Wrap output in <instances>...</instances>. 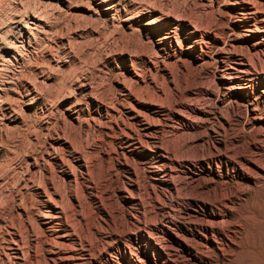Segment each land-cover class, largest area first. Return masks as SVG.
<instances>
[{"label":"bare ground","instance_id":"1","mask_svg":"<svg viewBox=\"0 0 264 264\" xmlns=\"http://www.w3.org/2000/svg\"><path fill=\"white\" fill-rule=\"evenodd\" d=\"M59 1L64 2L65 0ZM88 1L89 7L91 4L93 8L95 7L101 12L117 11L119 21H124L123 27L132 33L138 30V38L144 37L140 38L138 45L133 42L134 50L130 48L127 50V48L125 51H120L124 58L131 61L128 69L134 82L142 81L143 83L142 86L139 84L137 89H133L136 93L132 92L131 87L126 86L129 97L118 99L122 109L115 110L114 105L98 95L91 86L87 88V98L94 104L95 112L100 117L107 119L110 116H120L119 124L114 121L117 125L115 126L117 137L120 140H128L131 151L141 150L144 156L151 159V163L146 166L147 169L142 167V184L139 179L140 183L137 181V178L130 179L129 186L122 182V191L126 193L122 196L128 200L134 197L131 193L132 189L140 192L141 190L145 191L146 201L139 198L133 199L143 209L142 218L140 215H134V212L128 209L127 217L114 220L110 213L105 211L102 221L96 218L91 222L89 220L88 223L84 214L80 212L81 202L71 187L69 190L67 189L68 194L76 201L69 204L66 202L67 208V204L63 203L64 194L53 186L54 183L51 180L53 185L50 184L51 189H49V184L47 185L45 181L44 184L36 185L41 205L35 213L36 228L38 229L35 228V222L31 220L29 211L24 206H19L15 210L16 213L13 212L11 216L10 225L5 229L4 238L7 241V251L2 253L5 264H161V262L177 264L167 247L166 241L170 238L179 245H182L183 241V247L188 252L191 251L192 255L188 254L190 264L211 263V256L205 254V247L221 249L213 236L218 234L224 241L228 237V232L238 227L236 224L227 227H224L226 224H222L224 216L233 213L231 204L238 198V191H224L221 185L231 175L227 168L223 170L217 165L214 166V160L224 161L226 166L231 164L234 168L239 166L242 172L254 181L257 173L263 170L256 163L257 161H253L250 154L238 153V161L252 167L249 172L228 156L232 151L230 143L237 140L239 134H233L226 138L225 126H229L231 123L224 117L223 108L226 105V108H231L234 113V108H238L239 97H241L244 99L242 105L245 107L250 122L264 127V116L258 113L252 97L249 98L253 87L259 86L257 82H250L247 77L237 79L238 75L231 76L229 74L231 77L226 75L230 68L236 72L242 71L245 67V60L248 59L247 54L251 52L258 56L261 52L258 50L263 49L260 45H264V0H209V4L215 6V8L211 7L214 12L213 21L205 20L199 25L186 17H176V14L171 11H160L156 18L142 21V17L145 16L148 9L130 11L136 4L133 0ZM54 5L49 7L60 15V12L64 11L62 10L64 7L62 8L59 2ZM227 10L232 11L228 13ZM92 11L94 10L92 9ZM258 12L259 22L263 25L261 31L251 23V19ZM37 13L31 14L32 16L28 19H16L19 33L15 39L0 40L2 60L8 59L10 56L16 59L21 55L19 45L41 20L46 25H50L39 15V12ZM241 21L244 24L242 30L230 31L232 26L240 25ZM135 24H141L140 29L135 28ZM179 25H184L188 29V34L182 35L184 40L182 42L175 30ZM159 29L164 30L155 46L162 54L161 61H159L158 53L152 58L150 52L153 50L150 51L151 46L148 48L150 36L155 35ZM127 34L125 33V35ZM220 42L227 45V48L226 50L219 49L217 55L224 54L232 57L234 65L227 68L224 59L221 58L222 63L213 67L210 72L206 65L211 56V53L209 54L212 50V48L210 49L211 43L218 44ZM131 45H127V47H131ZM237 47L242 51L244 49V52L235 50ZM138 55L143 61L151 63L154 70L157 71V77L153 75L154 73H150V70L145 76L136 69V64L132 59ZM186 55L189 57V62L183 57ZM165 58L171 59L175 65L176 59L179 62V68L182 70L179 80H176V72L169 66L170 63L165 61ZM191 62H194V65ZM192 68L194 69L193 74L188 75ZM259 75L263 76L261 73ZM212 81L214 87L210 84ZM146 107L147 109H144ZM234 115L236 118L240 117L238 111ZM74 117L76 121H79L78 115ZM216 123L221 126L223 133L214 127ZM98 127L100 129L107 128L106 124L102 122L98 124ZM169 134H180L183 138L176 145V139L166 141ZM55 140L61 143V148L66 147L71 152L69 157L78 170L73 173V177L78 179L76 178L78 176L81 180L90 182L89 161L93 157L91 151L93 146H86L87 150L80 149V147L77 149L66 136L60 135H57ZM252 144L257 150L262 148L257 142ZM87 145H89L88 142ZM194 147L198 151L195 150V153H192L191 150ZM146 151L148 152L146 153ZM121 153L125 155L124 151ZM49 157H52L65 174L73 172L71 171L72 167L69 168L68 164V166L65 165L62 156L51 155ZM198 170L204 172L205 175H198L199 178L195 177L193 173H197ZM104 171V175H107L105 180L106 178L114 177L115 180L118 178L117 174H112L108 167ZM131 171L138 177V171L134 167ZM77 189L76 191H78ZM209 190L217 191L213 198L207 195ZM53 192H57L58 196H53ZM154 194H158L162 198V202L157 198L156 200ZM67 198L69 199V197ZM151 199H153L154 206L156 205L159 209L155 216L149 207ZM184 199L190 201L191 207L197 204L202 209L206 208L207 212L204 211L201 213L202 215H199L198 211L195 213L193 210L189 211L187 207L181 206ZM178 205L184 209L188 216L184 220L176 217V206ZM23 213H25L26 220L23 222L22 229L19 224L14 223L15 220L12 217L18 219ZM191 213H193L192 217ZM83 221L85 226L82 224ZM112 223L115 227L117 226L115 229L109 228Z\"/></svg>","mask_w":264,"mask_h":264},{"label":"rangeland","instance_id":"2","mask_svg":"<svg viewBox=\"0 0 264 264\" xmlns=\"http://www.w3.org/2000/svg\"><path fill=\"white\" fill-rule=\"evenodd\" d=\"M87 1L0 0V40L15 39L19 33L16 19H28L33 13L38 14L37 12H39V15L50 23V25H46L41 20L36 28L31 29L28 37L18 47L21 53L18 58L14 59L10 56L8 59L2 60L0 57V229H2L0 230V257L2 258H0V264H5L2 254L3 251H7V241L4 238L5 229L10 225L13 212L19 206H24L29 211L31 220L33 222L37 220L35 213L41 205L36 185L47 182L48 188L51 189L52 181L54 183L52 185L64 194V205L76 201L68 194L71 187L81 202L80 212L84 214L87 222L96 218L102 221L105 211H108L114 220L127 217L128 209L134 212V215L141 216L143 209L133 199L147 200L145 191L141 190L140 192L136 189L131 191L134 196L131 200L123 197L122 195L126 193L122 191V184L125 182L129 186L130 179L135 180L136 178L137 181L138 179L141 181L143 178L142 167L147 169L146 166L151 163V159L144 156L141 150L131 151L129 141L120 140L117 137L115 128L117 125L114 121L117 124L120 123L119 115L110 116L107 119L103 117V119L95 112L94 104L87 98V88L91 86L98 95L114 105L115 110L122 109L118 99L129 97L126 86L131 87L132 92L136 93L133 89H137L138 85L142 86L143 83L142 81L134 82L128 69L131 61L124 58L120 51H125L127 48V50L129 48L134 50V43L136 42L135 44L138 45L140 38L144 37L138 38V30L135 31L138 34L136 35L135 32L132 33L123 27L124 21H119L117 11L111 10L112 12L104 13L93 8L91 4L90 8L88 6L90 2L88 1L87 4ZM208 1L133 0L136 4L130 11L148 9L145 16L142 17V21L156 18L160 11H171L176 14V17H186L199 25L205 20L213 21L212 8L215 6L209 4ZM56 2L57 4L59 2L62 8L64 7L62 10L65 12H60V15L49 7L56 5ZM151 8L153 9L151 10ZM92 9L94 11L96 9V11L94 12ZM115 15L116 17H113ZM251 20L252 25H256L259 30L263 28L262 23L259 22V12ZM241 22L240 25L232 26L230 31L242 30L244 24L243 21ZM140 27L141 24H135V28L140 29ZM164 29H159L155 35L150 36V42H148V48L151 46L150 51L153 50L150 52L152 58L159 54V61H161L162 54L158 52L155 45ZM175 30L181 42L184 41L182 35L188 34V29L184 25H179ZM125 33L130 34L125 35ZM127 45H131V47H127ZM260 47L263 48L258 50V52L261 51L258 54L260 58L249 52L244 69L236 72L229 67L234 65L232 57L224 54L217 55V51L219 49L226 50L227 45L223 42L211 43L210 49L212 48V50L209 52L211 56L206 67L211 72L213 67L222 63V58L226 67L230 68L226 73L227 76L238 75L237 79L247 77L250 82H257L259 86L253 87L249 98L252 97L258 113L264 116V45H260ZM235 50L244 52V49L242 51L239 47ZM138 56H134L132 59L136 64V69L145 76L150 70V73H154L153 75L157 77V71L154 70L151 63L143 61L141 56ZM183 57L189 62L188 55ZM165 61L171 64L169 66L176 72V80H179L182 70L179 68L177 59L176 65L171 59L165 58ZM191 63L194 65V62ZM193 68L190 69L188 75L193 74ZM260 73L263 76L259 75ZM210 84L214 87L213 81ZM243 100L239 97L240 104L238 108H234V113L238 111L240 114L238 118L235 117L231 108H226V105L223 108L224 117L231 123L229 126H225L226 138L233 134H239V138L230 143L232 151L228 156L249 172L252 167L238 161V153L250 154L253 161H257L256 163L263 170L259 171V174L257 173V181H254L246 173H243L239 166L234 168L231 164L226 166L224 161L214 160V166L217 165L223 170L227 168L231 175L221 185L224 191H238V198L231 204L233 213L224 216L222 224L226 225L222 226L236 224L238 227L229 231L228 237L224 241L218 234L213 236L221 249L205 247V254L211 256L212 261L207 264H264V127L250 122L245 107L242 105ZM75 115H78L79 121H76ZM101 122L105 123L107 128L100 129L98 124ZM214 127L223 133L219 124H214ZM208 130L210 131L209 128ZM57 135L66 136L77 149L80 147V149L87 150L86 146H93L94 151L91 148L93 157L89 161L90 182L81 180L78 176H76L78 179L73 177V173L78 170L69 157L71 152L66 147L61 148V143L55 140ZM168 137L166 141L176 139V145L183 138L180 134H171ZM253 142L259 143L262 148L255 149ZM196 149V147L192 148V153H195ZM122 151L125 152V155L121 153ZM51 155L62 156L65 165H69V168L72 167L71 171L73 172L65 174L61 171L60 166L54 162L52 157H49ZM106 167L111 170L112 174H117L116 180L114 177L105 180L107 175H104V169ZM132 167L138 171V177L131 171ZM193 174L197 178H199L198 175H205L199 170ZM207 193L209 197L213 198L217 191L209 190ZM52 195L57 197L58 193L53 192ZM154 196L155 199L162 202V198L158 194H154ZM187 200L184 199L181 206L187 207L189 211L193 210V213L198 211L199 215L206 211V208L202 206V209L197 204L191 207L192 204ZM149 207L154 216L159 212L157 206L153 204V199L149 201ZM176 207L178 208H176L177 218L184 220L188 217L182 207L180 208L179 205ZM193 213H191V217ZM12 218L15 220L14 223L19 224L21 228L24 226L25 213L18 219ZM84 221L82 224L85 226ZM34 225L36 228V222ZM116 227L113 223L109 225L110 229ZM166 242L177 264H190L188 254L192 255V253L183 247V241L182 245L173 242L171 238ZM96 257L100 259L98 255ZM161 264L163 263L161 262Z\"/></svg>","mask_w":264,"mask_h":264}]
</instances>
